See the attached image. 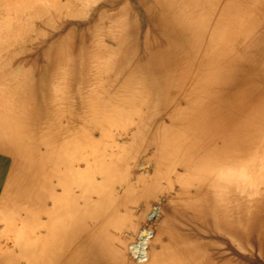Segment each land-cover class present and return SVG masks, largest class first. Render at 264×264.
I'll return each mask as SVG.
<instances>
[{
	"label": "bare ground",
	"instance_id": "obj_1",
	"mask_svg": "<svg viewBox=\"0 0 264 264\" xmlns=\"http://www.w3.org/2000/svg\"><path fill=\"white\" fill-rule=\"evenodd\" d=\"M0 264H264V0H0Z\"/></svg>",
	"mask_w": 264,
	"mask_h": 264
},
{
	"label": "rangeland",
	"instance_id": "obj_2",
	"mask_svg": "<svg viewBox=\"0 0 264 264\" xmlns=\"http://www.w3.org/2000/svg\"><path fill=\"white\" fill-rule=\"evenodd\" d=\"M149 170V168H147Z\"/></svg>",
	"mask_w": 264,
	"mask_h": 264
}]
</instances>
